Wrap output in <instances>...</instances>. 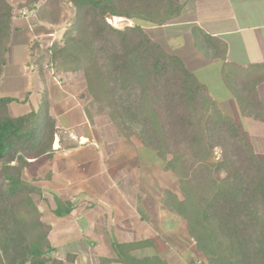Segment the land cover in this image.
<instances>
[{
  "label": "trees",
  "instance_id": "trees-1",
  "mask_svg": "<svg viewBox=\"0 0 264 264\" xmlns=\"http://www.w3.org/2000/svg\"><path fill=\"white\" fill-rule=\"evenodd\" d=\"M44 1L0 0V81L13 19ZM66 2L73 21L48 48L46 64L56 74H82L90 96L89 119L88 108H95L119 136H135L157 153L181 195L166 190L161 202L185 222L206 264H264V163L180 58L165 52L141 26L173 22L182 11L181 0ZM113 17L133 25L115 28L107 23ZM192 37L203 55L225 59L222 42L197 27ZM237 71L225 64L223 77L241 113L264 119L255 92L264 77L242 80ZM12 101L0 94V264H75L73 255L64 261L51 256L50 226L34 201L42 195L34 185L36 170L52 156L55 139L62 142L49 102L43 98L35 110L11 116ZM52 200L56 216L75 208L55 195ZM150 247L148 240L112 242L113 257L100 258V264H168L157 255H136Z\"/></svg>",
  "mask_w": 264,
  "mask_h": 264
},
{
  "label": "crops",
  "instance_id": "crops-1",
  "mask_svg": "<svg viewBox=\"0 0 264 264\" xmlns=\"http://www.w3.org/2000/svg\"><path fill=\"white\" fill-rule=\"evenodd\" d=\"M181 4L176 20L162 26L143 23V30L165 52L180 58L264 163V119L241 113L223 77L225 64L237 68L242 80L249 75L251 80L264 77V0H181ZM29 13L13 19L0 94L13 99L8 105L11 116L35 110L46 99L62 135V142L56 138L53 143L52 156L36 170L34 182L46 201L52 194L75 205L70 214L56 216L38 197L42 221L50 226L51 247L59 259L71 254L76 264H91L93 256L113 257L112 242L148 240L151 247L137 251V256L157 255L168 264H182L180 258L193 253L195 246L185 222L161 202L169 190L164 162L137 137L116 135L106 119H89L90 96L81 73L53 76L42 68V56L73 18L71 5L46 0ZM193 27L225 45L224 60L197 50ZM255 92L264 105V78ZM17 106L25 110L20 112Z\"/></svg>",
  "mask_w": 264,
  "mask_h": 264
},
{
  "label": "rangeland",
  "instance_id": "rangeland-1",
  "mask_svg": "<svg viewBox=\"0 0 264 264\" xmlns=\"http://www.w3.org/2000/svg\"><path fill=\"white\" fill-rule=\"evenodd\" d=\"M72 10H73V8H72ZM30 13H27V12H22V16L21 17H27L28 15H29ZM108 20V19H107ZM110 21H113L112 20V18H110L109 19ZM72 21H73V18H72V20L67 24V26L64 28V30L66 29V28H68L71 24H72ZM107 23H109V22H107ZM125 25H133V22H131V21H127V20H124V19H122V22H119L118 24H117V26L119 27V28H122L123 26H125ZM64 30H63V32H64ZM62 32V33H63ZM61 36H62V34H61ZM61 36H60V38H61ZM60 38H59V40H60ZM59 40H57V41H59ZM54 42V41H53ZM52 42V43H53ZM51 43V44H52ZM50 44V45H51ZM50 47V46H49ZM48 47V48H49ZM47 52H48V49H47ZM47 52H46V54H47ZM45 56L46 55H44V56H42L43 57V64H42V68L44 67V69L45 70H49L50 72H51V74L54 76V75H56V73H55V70L53 69V68H51V67H49L47 64H46V60H45ZM76 73H80V72H76ZM90 101V100H89ZM89 105V102H88V104H87V106ZM17 107H19V110H20V112L21 111H23V110H25V108L23 107V106H17ZM88 111H89V114H90V117H97V118H99V117H102V118H104V119H106L108 122H109V120H108V118L106 117V116H104V114H99V113H97V109H95V108H88ZM13 114H14V112H13ZM101 121V120H100ZM109 124H111L110 122H109ZM111 126H112V124H111ZM113 127V126H112ZM113 130L115 131V129L113 128ZM115 134L116 135H118L117 134V132L115 131ZM62 136V135H61ZM219 155H220V151H219V149H215L214 150V156L216 157V159H218L219 158ZM164 164V163H163ZM163 168H164V166H163ZM221 175H223V174H221ZM167 186H168V188H169V190L168 191H170V192H172V193H174V194H176L179 198L181 197V195H180V192H179V189H178V182H177V180H176V178L175 177H172V175L170 174V172H168L167 173ZM29 178V176H27V179ZM43 194V193H42ZM43 195H41V196H34V201H35V203H36V205H37V207H38V197L39 198H41L42 199V201H45L46 202V204H47V206H50L49 208H50V211H51V208L53 207L52 205H53V200H52V198H53V195L52 194H47L46 195V197H49V199H50V201H51V203H50V201H46L45 199H43V197H42ZM49 211V212H50ZM41 213V212H40ZM42 213H41V220H42ZM170 244V243H169ZM94 244H92V245H90V248H91V250L92 249H94ZM195 246V245H194ZM169 252H172V254H174L175 256H177L178 257V253L177 252H175V250L172 248V247H170V251ZM67 255H71V254H66V256ZM51 256L53 257V258H55V259H57V260H60V261H64L65 260V258L64 259H59V256L57 255V251H56V249H54V251L51 253ZM65 256V257H66ZM74 256V255H73ZM75 257V256H74ZM162 259H164V258H162ZM179 259V258H178ZM165 260V259H164ZM91 264H100V258L98 259L96 256H93L92 257V259H91ZM180 261H181V263L182 264H206L205 263V260H204V258L200 255V254H198L197 252H196V249L193 251V253L192 252H189V254L188 255H186V256H184V257H181L180 258ZM167 262V261H166ZM75 264H76V257H75Z\"/></svg>",
  "mask_w": 264,
  "mask_h": 264
},
{
  "label": "built area",
  "instance_id": "built-area-1",
  "mask_svg": "<svg viewBox=\"0 0 264 264\" xmlns=\"http://www.w3.org/2000/svg\"><path fill=\"white\" fill-rule=\"evenodd\" d=\"M112 20H113V21H110V20L108 19V20H107V22H109L108 24H110L111 26H113V27H115V28H119V27L117 26V24H118L119 22H122V19H121V18H115V17H113Z\"/></svg>",
  "mask_w": 264,
  "mask_h": 264
}]
</instances>
